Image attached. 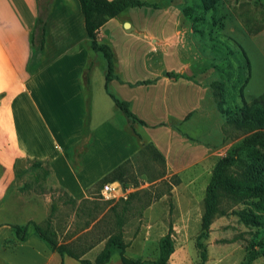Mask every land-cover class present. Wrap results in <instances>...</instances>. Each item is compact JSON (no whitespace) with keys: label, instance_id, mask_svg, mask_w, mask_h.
<instances>
[{"label":"crops","instance_id":"1","mask_svg":"<svg viewBox=\"0 0 264 264\" xmlns=\"http://www.w3.org/2000/svg\"><path fill=\"white\" fill-rule=\"evenodd\" d=\"M46 1L44 43L35 50L39 0H0V201L32 161L47 164L68 194L84 197L143 145L164 171L209 174L223 147L198 123L212 102L201 75L215 68L199 52L200 32L181 24L192 13L177 0H144L149 5L130 7L127 19L110 18L97 31L116 56L111 87L144 122L135 124L138 136L105 91V60L89 45L79 1ZM12 224L0 222V264H60L35 234L3 246ZM27 245L32 250L21 252ZM169 261L181 264L176 249ZM63 262L80 264L68 255Z\"/></svg>","mask_w":264,"mask_h":264},{"label":"rangeland","instance_id":"2","mask_svg":"<svg viewBox=\"0 0 264 264\" xmlns=\"http://www.w3.org/2000/svg\"><path fill=\"white\" fill-rule=\"evenodd\" d=\"M39 2L48 6L46 0ZM176 4L184 13H192L180 21L201 31L202 56L210 55L213 64L221 67L231 58V72L222 95L213 87L215 81L224 80L216 70L201 75L212 102L205 118L198 123V131H206L211 142L223 147L216 163L244 137L227 124L217 101L221 99V106L233 111L243 101L249 102L264 92V0H217L210 9H204L201 0H177ZM225 52L231 57H226ZM238 154L242 162L232 164L233 175L241 174L250 161L247 153ZM132 163L129 178L112 181L122 187L127 183L124 188L128 193L109 200L102 197L97 186L89 188L81 198L68 194L57 185L47 164L32 161L17 170L15 181L0 201V222L23 225L33 221L42 227L49 223L58 242L72 244L77 250L91 245L82 255L90 260L102 248L107 234L118 230L121 221L124 253L132 258H157L158 241L169 232L173 251L176 249L181 264H264V198L234 193L222 196L219 206L225 211L214 212L204 229L201 226L203 198L215 163L206 176L195 169L163 172L147 155L137 157ZM130 193L136 194L130 198ZM146 195L150 200L145 199ZM142 201L149 202L140 207ZM113 206L119 221L109 226L108 220L112 222L113 218L107 214ZM243 211L253 214V218L243 217ZM31 247H21L20 251L26 253ZM118 262L114 253L110 263Z\"/></svg>","mask_w":264,"mask_h":264},{"label":"trees","instance_id":"3","mask_svg":"<svg viewBox=\"0 0 264 264\" xmlns=\"http://www.w3.org/2000/svg\"><path fill=\"white\" fill-rule=\"evenodd\" d=\"M78 1L84 16V26L87 38L89 40V45L91 49L99 52L105 60V91L115 106L125 116L130 130L139 136V134L135 131V124H144V122L138 119L132 113L130 109V103L121 99L111 87V80L113 78H118V75L115 73L116 56L112 47L108 43H102L97 40V31L99 27L110 18L115 17L121 20L127 19L126 15L128 8L147 6L149 3L144 0ZM216 1L217 0H201L204 9L212 8ZM41 8L43 9V12L38 13L32 34V45L35 50L41 49L44 43L47 7L44 8V6H41ZM188 13L189 12H187V14ZM224 47L227 48L226 44H224ZM223 54L226 57H231L227 56L230 55L228 52ZM241 54L245 58V63L248 64L246 54H244L243 51ZM230 59L231 58H228L226 60L225 67H221V65L216 66V64H213L215 70L224 78L223 81H215L213 83V87L215 86L218 90V95H222L224 90V82L226 79H228V72H231V68L229 66ZM173 76L177 77L176 74H173ZM245 79H247V77H245ZM140 83H144V81ZM221 104L222 100L220 99L217 101L218 109L220 113L226 118L227 124L230 125L232 129L237 131V134L240 136L244 135V137L230 153L221 157L213 167L212 174L206 186L205 195L203 198L201 226L204 229L207 228L214 212L225 211V209H222L219 206L220 198L222 196L234 193L237 195L246 194L264 198V92L254 96L249 102L243 101L242 105L235 108L233 111L223 108ZM235 137H238V135ZM241 151L247 153V157L250 158V161L245 164V169L241 174L233 175L231 166L236 161L239 163L242 162L241 157H239L238 154ZM142 155H147L150 158L147 147L144 145L139 149L136 157ZM150 160L153 162L151 158ZM132 162L133 160L130 159L122 162L106 173L98 181H96L92 187L97 186L100 189L101 186L106 182H112L115 180L123 182L129 178V170L131 165H133ZM126 185L127 183L124 184V186ZM133 185L136 186L137 184ZM134 194L136 193H130L128 196L131 198L134 196ZM148 198L149 197L146 195L145 199ZM148 202L149 201H142V205L140 207H144L148 204ZM115 208V206L110 207L109 214H107L109 218H113L112 222L108 220L109 226L115 224V221H119L117 219L119 218V215L115 212ZM242 213L243 217L253 218V214L248 211H243ZM120 222H118V230L110 231L109 234H107V238L102 248L98 251L93 260L82 257V255L91 247V245L77 250L72 244L58 242L56 239V233L50 228L49 223H47L45 227H42L33 221H28L23 225L12 224V234L11 236L4 239L3 246L12 247L18 242L24 241L30 234H35L46 244L49 249L56 251L59 254L61 258L60 264H64L63 257L65 255L78 260L80 264H105L110 260L114 253H117L118 255L119 264H171L169 262V256L174 249V245L169 232L161 236L158 241L157 258L151 260L132 258L125 255L124 253L125 243L122 240Z\"/></svg>","mask_w":264,"mask_h":264},{"label":"built area","instance_id":"4","mask_svg":"<svg viewBox=\"0 0 264 264\" xmlns=\"http://www.w3.org/2000/svg\"><path fill=\"white\" fill-rule=\"evenodd\" d=\"M103 198L114 200L120 197H125L128 190L122 187L118 182H106L99 189Z\"/></svg>","mask_w":264,"mask_h":264},{"label":"water","instance_id":"5","mask_svg":"<svg viewBox=\"0 0 264 264\" xmlns=\"http://www.w3.org/2000/svg\"><path fill=\"white\" fill-rule=\"evenodd\" d=\"M125 24H127V22H125Z\"/></svg>","mask_w":264,"mask_h":264}]
</instances>
